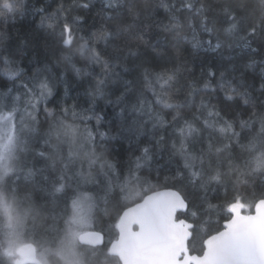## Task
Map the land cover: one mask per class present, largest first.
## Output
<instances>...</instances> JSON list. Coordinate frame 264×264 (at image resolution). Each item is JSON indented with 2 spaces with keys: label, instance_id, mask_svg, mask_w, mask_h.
<instances>
[{
  "label": "snow or ice",
  "instance_id": "1",
  "mask_svg": "<svg viewBox=\"0 0 264 264\" xmlns=\"http://www.w3.org/2000/svg\"><path fill=\"white\" fill-rule=\"evenodd\" d=\"M22 6L23 0H2L0 16ZM162 6L164 19L141 27L134 5L105 0L104 23L86 36L81 17L68 19L61 3L41 15V25L51 30L44 45L53 60L26 82L12 56L25 55L27 45L0 53V76L12 85L0 92V188L29 203L27 234L66 264H264V192L248 202L240 191L252 179L264 181V0H166ZM69 7L89 9L91 3L73 0ZM153 26L156 39L177 49L174 57L145 39L144 29ZM189 36L191 52L184 56L179 45ZM200 55L210 59L196 64ZM61 64L77 77L87 75L89 106L80 112L77 104L47 106L65 79L53 73ZM98 99L115 104L120 117L115 134L99 136L116 139L127 132L137 141L139 154L126 175L104 156V144L97 145L88 126L93 119L97 126L102 122ZM61 144L70 146L67 155ZM164 154L176 165L165 177L174 183L159 191L152 164ZM90 184L103 194L86 190ZM229 185L231 198L213 205L209 192ZM33 189L54 207L63 205L54 226L37 230L41 210ZM213 208L223 214V230L202 236L198 214L202 219ZM105 216L113 223L97 227ZM16 251L43 264L30 245ZM6 255H13L11 247Z\"/></svg>",
  "mask_w": 264,
  "mask_h": 264
},
{
  "label": "trees",
  "instance_id": "2",
  "mask_svg": "<svg viewBox=\"0 0 264 264\" xmlns=\"http://www.w3.org/2000/svg\"><path fill=\"white\" fill-rule=\"evenodd\" d=\"M2 2V0H0ZM73 0H23V6L19 8L16 12L10 13L4 16H0V53L7 55L9 51H15L22 43L26 44V54L23 56H12L15 61V66L23 70V76L25 82L32 76L33 71L36 67H42L45 63L53 60V52L51 50H46L44 41L45 38H49L50 29L47 24L41 25V15L47 16L50 13L56 11L58 6L63 3L66 8L69 9L68 12L64 13L68 19L79 16L81 17L80 22V34L88 35L95 31L101 24L104 23L102 19V8L105 0H90L91 7L89 9H80L79 7H69ZM89 2V0H78V3ZM122 2L132 4L139 10L140 15L137 20V24L143 27L144 25H152L153 21L163 20L165 17V8L162 6L166 0H122ZM249 3H255V0H248ZM147 4L148 7L145 8L144 5ZM44 8L46 11L40 13L38 10ZM48 21V23H54ZM114 23V22H113ZM95 26V27H93ZM145 39L150 40L151 43L159 46V50L166 52L167 56H175L177 49L173 48L170 41L161 39H156L157 29L153 27H148L144 29ZM206 39V37H205ZM104 47L103 42H100L98 48ZM187 49V50H185ZM179 51L182 55L188 56L191 52V37L189 36L188 41H184L179 45ZM79 60V58H77ZM210 59V57H205L200 55L196 58L195 63L199 64L201 60ZM259 59V57H257ZM78 67H83V61L77 64ZM191 66V63L190 65ZM96 72H99V66L93 65ZM92 68H86L85 72L91 71ZM60 72L64 74V81L58 82L54 91L58 92L59 95L52 99V103L48 104L49 108L55 107L58 102L66 103L67 105L77 104V112L82 109L87 108L88 97L85 95V89L87 88V75H81L79 77L69 68L63 64L57 65L53 69V73ZM198 72V69H197ZM123 79H132V77H123ZM11 81H8L6 77L0 76V92L6 91L7 87H11ZM67 87L68 94L65 95L64 89ZM16 88L20 89V81H17ZM22 91V89H21ZM15 91L12 95H15ZM151 97V94H148ZM115 100V96L112 97ZM95 110L99 113L103 119L102 122L97 126L96 121L93 119L89 122L88 126L92 130L93 135L96 137L97 145L104 144V156L117 165V172L127 174V169L134 160V156L139 154L136 152L137 141L131 133H123L117 136L116 139H111L110 136H106L103 139L99 136V133H112L115 134V129L120 123V117L118 115L119 108L115 104H108L106 99H98L95 104ZM90 114V113H89ZM40 119L44 120V114L41 113ZM71 122V120H69ZM79 123V121H76ZM47 128V125H44ZM55 143V141H53ZM42 145V142H41ZM63 153L67 155L69 151L68 144L60 145ZM78 147V145L73 146ZM83 151V150H81ZM97 151H101L98 147ZM42 166V165H39ZM134 166V165H133ZM176 165L173 161H170L166 154L158 156L156 161L152 164L151 181L152 184L157 187V190L166 189V186H171L174 182L171 179L166 180L165 177H170ZM147 173H142V175ZM114 181H117V177H113ZM74 187V185H73ZM86 190L96 189L101 195L103 194L100 187L94 184L85 186ZM33 200L38 208H40V216L37 217L35 223L37 230H42L45 223L48 225H55L58 223L59 211L63 205L59 207H54L43 197L45 193L39 189H33ZM240 191L246 196L248 202H252L259 198L260 194L264 192V181L260 178H255L249 181L246 188L241 187ZM95 194V193H93ZM0 195L4 197L7 202H12L15 200L19 201L21 206L27 209L25 215V223L23 229L20 232V236L24 238V242H29L34 245L36 253L42 255L45 253L49 259L55 260L59 259L57 255L52 252L44 251V248L40 247L38 244L34 243L29 237L28 229L32 225L31 214H28L29 203L27 201L21 200V197L15 196L4 191L0 188ZM209 199L213 205L221 204L226 198H231L232 196V186L229 185L227 191L224 188H220L217 192H209ZM179 215V214H178ZM222 213L213 209H207V214L201 219L199 214L197 220H199L200 225L203 229L201 235L204 233L214 234L217 229H221V224L225 220L222 218ZM56 216L57 221H53L52 217ZM181 218H185L181 216ZM189 222L196 224L192 219ZM4 217L2 214V209H0V264H16L14 258L6 255L7 242L5 239V230L3 223ZM113 223L109 217L105 216L97 222V227H107ZM105 243L108 241V236H105ZM206 238V236L204 237ZM199 247V243H197Z\"/></svg>",
  "mask_w": 264,
  "mask_h": 264
},
{
  "label": "rangeland",
  "instance_id": "3",
  "mask_svg": "<svg viewBox=\"0 0 264 264\" xmlns=\"http://www.w3.org/2000/svg\"><path fill=\"white\" fill-rule=\"evenodd\" d=\"M0 209H2V214L4 217V230H5V239L7 242L6 252L11 247L13 251V255L11 257L14 258V262L17 264L20 259L17 249H20L26 244H31L29 242H24V238L20 236V232L23 229L25 223V215L27 213V209L21 206L19 201L12 200V202H7V200L0 195ZM23 221V224L18 221ZM222 230V229H221ZM215 234V233H214ZM34 246V245H33ZM43 264H66V262L60 258L59 259H49V257L43 253ZM37 260H40L41 255L37 254Z\"/></svg>",
  "mask_w": 264,
  "mask_h": 264
},
{
  "label": "water",
  "instance_id": "4",
  "mask_svg": "<svg viewBox=\"0 0 264 264\" xmlns=\"http://www.w3.org/2000/svg\"><path fill=\"white\" fill-rule=\"evenodd\" d=\"M164 190H166V189H160L159 191H164ZM149 194H151V193H149ZM253 211H254V209H253ZM224 224H225V222L223 223V227H224ZM29 245L32 247V249H34V255H35V258L37 259V257H36V249H35V247L32 244H26L23 247H21L20 249L24 250ZM18 254H19V257H20V259L18 261H20L21 264H33V261L24 258L28 254L27 252H24L23 255L21 253H18Z\"/></svg>",
  "mask_w": 264,
  "mask_h": 264
},
{
  "label": "flooded vegetation",
  "instance_id": "5",
  "mask_svg": "<svg viewBox=\"0 0 264 264\" xmlns=\"http://www.w3.org/2000/svg\"><path fill=\"white\" fill-rule=\"evenodd\" d=\"M178 214H179V213H178ZM188 222H189V221H188ZM224 222H225V220H224V221L222 222V224H221V226H222L221 229H223V223H224ZM191 223H192V222H191ZM221 229H220V230H221ZM105 239H106V238H105ZM105 242H106V241H105Z\"/></svg>",
  "mask_w": 264,
  "mask_h": 264
}]
</instances>
